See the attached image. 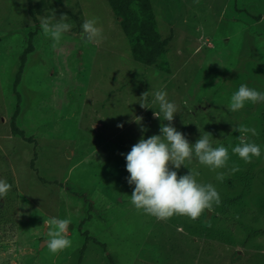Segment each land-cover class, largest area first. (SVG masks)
<instances>
[{"label":"rangeland","instance_id":"obj_1","mask_svg":"<svg viewBox=\"0 0 264 264\" xmlns=\"http://www.w3.org/2000/svg\"><path fill=\"white\" fill-rule=\"evenodd\" d=\"M150 1L161 36L173 34L160 67L133 60L107 0H51L81 20L62 13L72 27L56 48L40 28L48 15L39 16L37 29L26 0L23 7L0 0V179L12 185L0 198V264H264V102L228 108L241 84L264 92V18L256 17L264 16V0ZM91 18L102 29L99 44L81 39ZM35 28V49L18 85L15 122L25 140L13 130L12 83ZM145 91L149 101L155 91L167 93L179 109L173 126L190 143L208 135L213 147L228 149L227 167L217 172L229 185L195 158L186 162L214 173L206 184L220 196L225 190L220 210L164 222L132 206L126 154L142 135L159 134L162 123L153 109L140 108ZM132 116L143 117L146 132L129 122ZM238 125L258 133L246 134L261 149L248 164L232 153ZM187 167L177 171L187 174ZM52 217L72 224L71 247L56 255L43 243V221Z\"/></svg>","mask_w":264,"mask_h":264},{"label":"clouds","instance_id":"obj_2","mask_svg":"<svg viewBox=\"0 0 264 264\" xmlns=\"http://www.w3.org/2000/svg\"><path fill=\"white\" fill-rule=\"evenodd\" d=\"M194 2L198 4L199 0ZM20 3L23 7L25 0H20ZM56 17V11L53 10L51 15L40 18L42 33L53 42V48L60 45L63 35L72 27L65 22L67 14H61L59 19ZM97 23V18L86 19L83 22L81 39L85 43L99 44L104 39L102 29L97 27ZM137 102L142 109H153V117L160 119L162 123L159 134L146 139L142 135L126 154V170L130 173L126 179L129 185H135L131 194L132 206L157 221L167 222L173 215L187 216L191 220L198 219L205 210L210 211L214 205L218 206L221 199L212 184H201L197 181L196 177L200 173L189 169L186 162L190 163L195 158L200 165L216 172V179L222 182L225 173L217 170L227 167L228 149L223 145L213 147L208 135H200L194 143H190L186 136L173 126L174 115L179 109L174 102L167 99L165 91H155L151 101L148 91H145L138 97ZM248 102L252 104L264 102V92L241 84L231 95L228 108L236 112ZM154 105H158L159 110H155ZM142 121V116H132L129 122L137 123L143 133L147 128ZM163 121L169 123L164 124ZM117 127L122 128L123 124H118ZM233 131L240 133L239 143L232 148L233 154L238 155L246 164L251 163L253 158L261 156L260 146L249 142L246 135L248 133L252 136L258 135L254 127L238 125ZM181 166L187 167L189 172L178 175L177 170ZM238 170V167L231 168L233 173ZM11 187L12 185L0 179V198L6 197ZM43 226L48 237L43 243L51 254H59L71 247L72 241L67 235L70 228L69 219L56 217L44 219Z\"/></svg>","mask_w":264,"mask_h":264},{"label":"trees","instance_id":"obj_3","mask_svg":"<svg viewBox=\"0 0 264 264\" xmlns=\"http://www.w3.org/2000/svg\"><path fill=\"white\" fill-rule=\"evenodd\" d=\"M114 13L120 17V25L123 29L124 34L128 37L131 45L132 58L135 61H140L146 65H156L157 67L165 66L163 63L165 59L162 57L168 50V42L171 40L173 34L162 37L157 27L156 16L153 12L152 4L150 0H107ZM27 10L33 21L36 23L37 29L39 28L37 23L39 16L50 15L53 10L58 14L67 13L73 16L76 22H80V18L76 13L67 9L56 8L51 0H26ZM260 20L264 16L259 14L256 16ZM82 30V29H81ZM35 30L31 31L28 35V43L23 49V52L19 56L18 69L15 72L12 87L18 100L17 108L12 116V125L15 133H18L25 140L29 139L23 134V130L19 129L15 120L20 111L21 92L19 91V83L21 81L22 74L25 70L28 60L30 59L31 52L35 49L34 36ZM164 61V62H163ZM150 121V120H149ZM199 179L197 181L201 184H206L211 180H214V173L208 176L205 168L203 173L199 172ZM178 175H185L183 172H178ZM212 177L210 180L209 178ZM229 185V178L225 177L222 181L223 186ZM223 196H225V190L222 188ZM220 196L221 203L213 208L220 210L221 206L225 203V197ZM201 217V216H200ZM209 225V224H208ZM213 226V225H212ZM86 233V232H85ZM85 245L83 246V249Z\"/></svg>","mask_w":264,"mask_h":264},{"label":"water","instance_id":"obj_4","mask_svg":"<svg viewBox=\"0 0 264 264\" xmlns=\"http://www.w3.org/2000/svg\"><path fill=\"white\" fill-rule=\"evenodd\" d=\"M70 226L72 227V224H70Z\"/></svg>","mask_w":264,"mask_h":264}]
</instances>
